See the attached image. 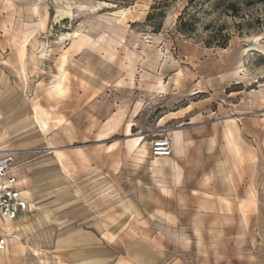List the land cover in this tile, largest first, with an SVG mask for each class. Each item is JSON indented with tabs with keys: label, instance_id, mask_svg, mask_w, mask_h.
<instances>
[{
	"label": "rangeland",
	"instance_id": "rangeland-1",
	"mask_svg": "<svg viewBox=\"0 0 264 264\" xmlns=\"http://www.w3.org/2000/svg\"><path fill=\"white\" fill-rule=\"evenodd\" d=\"M0 146V264H264V2L0 0Z\"/></svg>",
	"mask_w": 264,
	"mask_h": 264
},
{
	"label": "built area",
	"instance_id": "built-area-1",
	"mask_svg": "<svg viewBox=\"0 0 264 264\" xmlns=\"http://www.w3.org/2000/svg\"><path fill=\"white\" fill-rule=\"evenodd\" d=\"M150 152L154 157H167L171 154L168 138L152 142ZM13 154L0 146V220L12 221L29 211V202L21 185L19 172ZM0 239V249L4 247Z\"/></svg>",
	"mask_w": 264,
	"mask_h": 264
},
{
	"label": "crops",
	"instance_id": "crops-1",
	"mask_svg": "<svg viewBox=\"0 0 264 264\" xmlns=\"http://www.w3.org/2000/svg\"><path fill=\"white\" fill-rule=\"evenodd\" d=\"M24 193H25V195H26V198H27V200H28V196H29V194H27V192L26 191H24ZM4 222V221H3Z\"/></svg>",
	"mask_w": 264,
	"mask_h": 264
},
{
	"label": "trees",
	"instance_id": "trees-1",
	"mask_svg": "<svg viewBox=\"0 0 264 264\" xmlns=\"http://www.w3.org/2000/svg\"><path fill=\"white\" fill-rule=\"evenodd\" d=\"M260 1H263L264 2V0H260Z\"/></svg>",
	"mask_w": 264,
	"mask_h": 264
},
{
	"label": "bare ground",
	"instance_id": "bare-ground-1",
	"mask_svg": "<svg viewBox=\"0 0 264 264\" xmlns=\"http://www.w3.org/2000/svg\"><path fill=\"white\" fill-rule=\"evenodd\" d=\"M139 140H140V139H139ZM139 140H138V141H139Z\"/></svg>",
	"mask_w": 264,
	"mask_h": 264
}]
</instances>
